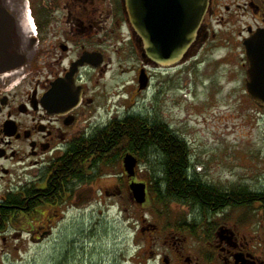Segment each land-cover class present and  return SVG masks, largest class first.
<instances>
[{
	"label": "flooded vegetation",
	"instance_id": "1",
	"mask_svg": "<svg viewBox=\"0 0 264 264\" xmlns=\"http://www.w3.org/2000/svg\"><path fill=\"white\" fill-rule=\"evenodd\" d=\"M177 2L136 0L134 12L142 19L133 25L126 0H0L9 26L0 36V50L12 47L21 59L17 68L0 72L3 243L10 229L16 231L13 223H46V228L60 210L89 207L104 198L112 201L108 208L122 209L127 202L129 210L155 212L150 219L122 221L132 223L135 232L136 253L129 264H264V172L254 181L234 182L203 172L178 131L153 108L163 95L161 79L181 90L179 82L187 86L190 75L192 84L205 65L222 78L212 80L216 90L221 82L228 85L225 98L236 101L240 111L264 117V0H208L199 25L187 23L186 4ZM193 30L196 38L185 55L174 65L160 64L155 49L169 47L154 35ZM134 119L162 128L184 150L187 178L212 192L218 207L203 212L185 200L156 208L153 192L161 190L165 176L161 157L149 153L142 157L114 149L107 165L88 163L82 181L72 173L58 177L76 146ZM106 180L115 183L102 186ZM134 186L144 187L142 205L133 198ZM172 205L180 208L179 219H159ZM44 211L52 218L44 221ZM42 229L32 227L31 241L48 233ZM139 233L146 235L139 239Z\"/></svg>",
	"mask_w": 264,
	"mask_h": 264
},
{
	"label": "rangeland",
	"instance_id": "2",
	"mask_svg": "<svg viewBox=\"0 0 264 264\" xmlns=\"http://www.w3.org/2000/svg\"><path fill=\"white\" fill-rule=\"evenodd\" d=\"M129 79L130 76L124 81ZM191 79L188 75L187 86L180 81L181 90L177 91L170 89L173 84L169 87L161 79L163 95L160 94L153 108L162 112L169 125L178 131L191 154L202 163L203 172L220 181L234 182L247 177L256 180L264 172V117L240 111L236 101L225 98L228 85L221 82L216 90L212 80L219 83L222 78L205 70V65L192 84ZM130 93L133 95L134 91ZM141 104L139 99L138 106ZM144 106L148 108L149 103ZM257 168L259 171L255 172ZM113 183L106 180L102 186ZM95 199L92 206L77 204L73 210H60L54 218L53 213L44 211V221L52 218L46 228V223H13L16 231L10 229L3 237L4 243L0 239V264H129L136 253L132 246L135 232L132 223L122 221L129 216L150 219L148 214L155 212L129 210L127 202L122 209L117 205L108 208L112 201ZM179 212L180 208L172 205L169 213L158 218L176 221ZM32 227L44 228L40 232L48 233L33 242L28 234ZM145 235L139 233L138 238Z\"/></svg>",
	"mask_w": 264,
	"mask_h": 264
},
{
	"label": "trees",
	"instance_id": "3",
	"mask_svg": "<svg viewBox=\"0 0 264 264\" xmlns=\"http://www.w3.org/2000/svg\"><path fill=\"white\" fill-rule=\"evenodd\" d=\"M162 128H154L145 120H130L122 128L112 127L94 135L91 142L76 146L72 159H66L60 167L58 177L66 179L71 173L74 180L82 181L88 163L107 165V158L116 149L125 153H146L160 158L165 178L161 179V190L154 193V205L161 209L172 202L191 201L203 212L218 207L220 201L207 189L191 183L186 175L184 150L171 140ZM152 152V153H151ZM86 169V170H85ZM264 198V197H263Z\"/></svg>",
	"mask_w": 264,
	"mask_h": 264
},
{
	"label": "water",
	"instance_id": "4",
	"mask_svg": "<svg viewBox=\"0 0 264 264\" xmlns=\"http://www.w3.org/2000/svg\"><path fill=\"white\" fill-rule=\"evenodd\" d=\"M169 1V0H168ZM181 2V3H180ZM186 4L187 8V23L195 22L200 24L202 21L208 7V0H178L177 4ZM136 5V0H126V12L129 16L131 24H135L136 21H141V17H137L134 12V7ZM190 12V13H189ZM9 31V26L6 21V13L2 6L0 5V36L5 34L4 32ZM140 36L146 40L147 35L139 31ZM157 41H160L169 47V50L163 52L157 47L155 51L157 52L156 59L160 60V64H170L174 65L177 63L188 51L190 46L193 44L196 38V30H193L186 35L178 34H167V35H154ZM154 57V56H153ZM4 61L6 63H4ZM164 61V62H163ZM21 63V59L15 55L13 48L6 50H0V72L11 71L17 68ZM144 88V86H142ZM125 163L127 165V171L130 172L133 167V160L131 158H126ZM133 198L138 205H142L145 202V193L143 186H134L132 188Z\"/></svg>",
	"mask_w": 264,
	"mask_h": 264
}]
</instances>
